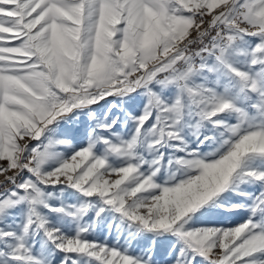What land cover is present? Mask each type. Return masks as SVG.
I'll return each instance as SVG.
<instances>
[{
  "label": "rangeland",
  "instance_id": "1",
  "mask_svg": "<svg viewBox=\"0 0 264 264\" xmlns=\"http://www.w3.org/2000/svg\"><path fill=\"white\" fill-rule=\"evenodd\" d=\"M198 1L230 40L186 71L157 2L0 0V264H264V0Z\"/></svg>",
  "mask_w": 264,
  "mask_h": 264
},
{
  "label": "built area",
  "instance_id": "2",
  "mask_svg": "<svg viewBox=\"0 0 264 264\" xmlns=\"http://www.w3.org/2000/svg\"><path fill=\"white\" fill-rule=\"evenodd\" d=\"M233 25L252 33L254 24L246 16L244 7L237 4L233 10ZM226 9L212 8L200 16L192 31L180 37L175 44L176 70L197 66L208 54H216L218 47H225L230 40V25Z\"/></svg>",
  "mask_w": 264,
  "mask_h": 264
},
{
  "label": "crops",
  "instance_id": "3",
  "mask_svg": "<svg viewBox=\"0 0 264 264\" xmlns=\"http://www.w3.org/2000/svg\"><path fill=\"white\" fill-rule=\"evenodd\" d=\"M169 1L171 2V0H138L136 4L134 3V5H132V7L143 8L144 6H146V3L144 2H148L149 3L148 7L153 8L154 2H157L159 5L157 7L160 8V12L156 13L155 11L151 9L149 11L150 16L147 17V15H145L143 16V19H139L138 16L141 13H137L136 15H133L132 17L130 16L131 20H129L128 23H131V24L133 23L135 25L137 33L139 31L140 32L145 31L146 32L145 36H147V38L152 39L153 41L162 40L164 39L165 36H167V39H173L175 35L180 34L179 37H177L176 39L178 40L180 37L186 34V30L188 29V27L190 26L192 22L191 13L189 11L196 10L200 6L201 2L198 0H178L179 2L178 5L180 8H182V11H179L177 13L174 11L167 12L164 10L166 7V4H168ZM103 3H104L103 6H106V7H115V5H117L116 0H103ZM241 4L244 7L246 15L248 16V8L246 4L244 2H241ZM155 14L158 15L157 18ZM142 21L145 22V25L142 28H140L139 22H142ZM109 23L112 24L113 22L111 21ZM123 30H125L126 32H129L127 26ZM108 33L110 36H113L115 34V29L112 26H109ZM114 37H116V35ZM123 40H124L123 38H120L119 39L120 43ZM158 50L159 48H156L155 46L156 53L154 52L152 53L155 54V56H157L158 54L157 52H159ZM228 157L229 156H227V154H224L222 155L221 160L225 161V159H228ZM0 244H2V246L4 247L3 241L0 242Z\"/></svg>",
  "mask_w": 264,
  "mask_h": 264
}]
</instances>
